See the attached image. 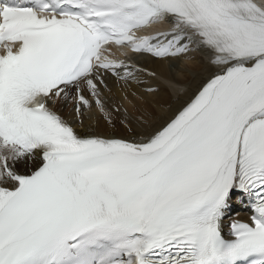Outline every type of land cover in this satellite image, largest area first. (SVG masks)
Listing matches in <instances>:
<instances>
[{"label":"snow or ice","instance_id":"6c2138e0","mask_svg":"<svg viewBox=\"0 0 264 264\" xmlns=\"http://www.w3.org/2000/svg\"><path fill=\"white\" fill-rule=\"evenodd\" d=\"M110 46L217 71L150 136L81 138L57 105L112 124L104 76L156 78ZM0 264H264V0H0Z\"/></svg>","mask_w":264,"mask_h":264},{"label":"bare ground","instance_id":"6f19581e","mask_svg":"<svg viewBox=\"0 0 264 264\" xmlns=\"http://www.w3.org/2000/svg\"><path fill=\"white\" fill-rule=\"evenodd\" d=\"M254 2L257 1L254 0ZM167 30H169V25L164 31ZM192 54L195 61L189 62L192 64L189 67H184L181 59L157 62L146 56L120 55L118 59L125 60L134 67L143 68L146 72H155L156 78L142 76L144 84L125 86L117 83L111 76H104L107 89L101 91V100L104 103L105 113L111 119L112 124L105 121L86 89L83 93L86 97H91L90 104L93 107V112L83 110L82 122L75 118L74 101L69 104H59L54 109L58 115L67 118L69 123L72 122L75 131L83 138L100 136L138 139L150 136L190 102L217 71V68L211 63L213 56L210 52L200 49L193 51ZM169 81H175L177 86H171ZM148 87L159 88V95H148L145 91ZM124 100L130 102V105L125 106ZM35 166L33 165V167ZM18 170L23 174L27 169L24 165H20ZM230 220L231 218L223 220L222 230H227L226 224Z\"/></svg>","mask_w":264,"mask_h":264},{"label":"rangeland","instance_id":"374dc122","mask_svg":"<svg viewBox=\"0 0 264 264\" xmlns=\"http://www.w3.org/2000/svg\"><path fill=\"white\" fill-rule=\"evenodd\" d=\"M194 56V55H193ZM182 61H183V66L184 67H189V66H191L192 64H190L189 62H194L195 61V59H192V61L190 60V59H187V60H185V59H183V58H180Z\"/></svg>","mask_w":264,"mask_h":264}]
</instances>
